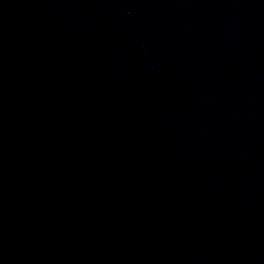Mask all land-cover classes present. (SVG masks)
<instances>
[{
  "label": "water",
  "instance_id": "95a60500",
  "mask_svg": "<svg viewBox=\"0 0 264 264\" xmlns=\"http://www.w3.org/2000/svg\"><path fill=\"white\" fill-rule=\"evenodd\" d=\"M0 264H264V0H0Z\"/></svg>",
  "mask_w": 264,
  "mask_h": 264
}]
</instances>
